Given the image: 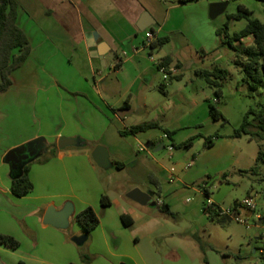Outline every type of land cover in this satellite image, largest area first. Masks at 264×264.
I'll return each instance as SVG.
<instances>
[{
  "label": "crops",
  "instance_id": "1",
  "mask_svg": "<svg viewBox=\"0 0 264 264\" xmlns=\"http://www.w3.org/2000/svg\"><path fill=\"white\" fill-rule=\"evenodd\" d=\"M16 1L18 24L29 38L31 52L25 64L13 74L11 88L0 93V233L18 239L20 247L12 250L21 251L25 249V241L28 242L27 235L36 231L40 242L32 247L28 242V251L46 248L55 257H60L63 264H86L84 261L89 262L90 258L88 255L84 260L80 258L73 238L87 233L73 220L91 206L100 218L99 226L87 234L88 240L92 238L90 253L97 257L91 264H192L187 258L189 238L183 231L171 229V221L162 211L158 215L150 211L149 206L138 203L121 210L122 203L118 199H112V204L103 209L101 197L107 193L106 190L97 179H93L91 189L83 186L79 176L86 169L87 173L94 175L97 164L92 153L95 148L86 145L93 138V143H101L106 129L113 124V116L126 122L133 111L131 101L137 96H142L143 105L149 107L153 78L136 76L127 82L124 78L127 65L144 64L141 59L146 57L142 53L147 51L149 62L155 64L163 75L159 89L168 96L173 76L181 79L183 75L174 57L165 54L158 61L168 56L173 59L167 67L171 77L165 80L164 73L151 58L156 52H161L162 46L154 48L153 44L168 36H161L165 31L173 35L182 34L185 24L201 39L210 32L217 36V30L208 25L210 8H206L204 0L197 2L201 7L195 21L191 13L185 11L188 4L176 2L168 10V0ZM172 21L176 22L169 26ZM168 26L169 30H165ZM149 32H154L155 37L143 40V46H138V37L143 34L147 37ZM107 70L109 76L114 73L116 80L110 81L109 76H105ZM112 82L119 90L116 99L110 98ZM169 104L170 100L162 104L163 109H159L156 119L143 123L156 122L166 133L165 129H169L164 128L163 123L170 110ZM121 109L127 111L119 112ZM50 138L57 143V155L44 163L35 160L30 171L35 186L33 192L25 197L15 196L11 184L16 171L5 161L7 153L33 141L38 153L45 144H49ZM62 138L75 139L78 144L60 149L58 142ZM171 140L174 141L173 136ZM162 144L163 139H158L149 141L146 146L158 151ZM224 146L228 149L233 147L231 143L215 138L209 149ZM75 157L81 158L78 164H74L78 170L76 186L65 162ZM156 165L158 171L164 168L161 163ZM200 175L201 171L194 172L187 180ZM64 176L67 177L66 182L71 183L69 190L64 189L60 180ZM51 188L58 193L51 194ZM206 191L205 188L207 195ZM214 202L221 206L219 198ZM69 203L73 214L66 230L45 223L49 209L60 211ZM161 204L166 202L160 199L157 206ZM117 209L122 212H117ZM122 215L131 221L130 225L123 222ZM258 234H255L256 239ZM158 240L163 241L162 247L157 245ZM191 249L198 252L203 245L197 242ZM4 250L11 249L0 244V253ZM254 253H257V248ZM241 261L239 258L237 262ZM40 263L53 262L43 259ZM0 264H6L1 256ZM20 264L25 262L22 260Z\"/></svg>",
  "mask_w": 264,
  "mask_h": 264
},
{
  "label": "rangeland",
  "instance_id": "2",
  "mask_svg": "<svg viewBox=\"0 0 264 264\" xmlns=\"http://www.w3.org/2000/svg\"><path fill=\"white\" fill-rule=\"evenodd\" d=\"M204 1L206 8H210L214 3H226L225 11L215 19L210 17L209 11L208 25L212 30L222 29L228 24L229 34L232 35L244 29L248 23L246 19L229 21V16L237 13L240 5H245L253 11V18L264 23V2L262 1ZM176 2L177 0H168L167 9L169 10ZM199 7L201 6L197 3H190L185 11L191 13L193 19H197ZM175 22L172 21L169 26ZM169 26L165 30H169ZM182 32V34L175 35L169 31L163 32L161 36H170L171 42L163 45L161 52L154 54L156 61L163 55L169 54L181 64L180 73L183 76L181 79L171 81L168 96L162 94L159 89L163 75L155 64L149 62L147 51L142 53V56L146 57L144 60L141 59L143 66L138 62L127 65L124 70V78L127 82L136 76L153 78L154 85L150 89L149 107L143 105L142 96L134 97L131 101L133 111L128 115L126 122L113 116V124L106 129L101 143H93L95 138L89 141L86 147L104 146L107 148L110 164L104 168L96 165L94 175L87 173L86 169L79 176L82 180L81 184L91 189L93 179H97L111 200L121 201V210L129 205H136V202L127 197L130 191L139 189L145 193L153 192V200L158 202L162 199L175 214L172 217L162 213L171 221L170 228L183 231L184 236L189 238L187 241L190 242V249L187 258L192 264H260L258 252L254 253V249L258 250L261 244L260 240L255 237L260 229L253 227L248 230L245 225L233 220L224 223L213 220L205 212L204 206L208 200L205 188L210 191V197L213 200L220 199V204L225 209L236 201H242L252 191H258L261 193V198L258 200L255 213L264 215V162L260 163L258 174L244 172L250 171L256 165L259 151L264 150V141L251 140L246 135L235 137V131L242 125L249 109L257 107L264 101L263 90L250 91L248 85L243 82V74L235 64V51L228 46L221 47L220 38L216 34L210 32L205 36L206 38L201 39L187 24L184 25ZM145 39H147L145 34L138 37L137 45L143 46ZM252 43L253 38L250 37L242 44L237 43L236 45L242 48ZM215 68L229 71L224 81L221 97L216 96L215 88H212L206 79L197 75L200 69L214 70ZM113 74L109 76V71L105 72V76H109L110 81L111 79L116 80ZM112 83V97L110 98L116 99L119 90L115 88V83ZM168 100H170V110L163 124L164 128L174 132V141L163 138L165 133L161 127L137 135H120L119 132L127 131L134 125L156 119L160 113L159 109H163L162 104ZM208 101H211L223 113L225 119L214 120L212 118ZM215 135H218L221 142L227 141L233 147L209 149L206 142ZM158 139H163L166 147L158 151L147 148L149 141L155 142ZM190 139L193 140L191 147L181 146ZM48 140L49 145H57L55 139ZM171 144L174 145L172 152L167 147ZM71 149L78 151L79 148ZM80 159L75 157L65 160L69 168V176L75 186L78 185V170L74 164H78ZM117 163L123 166L119 168ZM156 163H161L164 168L158 171ZM172 168L175 169L174 181L170 180ZM198 171H201L199 177L191 181L187 180L190 174ZM60 180L64 189L69 190L71 183L66 182L67 177H61ZM52 188L51 194L58 193ZM148 209L161 215V209L158 207L149 206ZM121 210L116 211L120 213ZM243 215L250 217L249 221L252 225L256 224L254 211L245 210ZM73 222L76 224V218ZM37 235L36 231L27 235L30 247L40 242ZM28 242L25 241V249L21 251L11 249L1 252L2 260L6 264H20L22 260L25 264H41L40 261L44 259L51 260L52 264H63L60 257H55L46 248L38 246L39 248L28 251ZM197 242L203 245V249L198 252L191 249L195 248ZM91 243L92 238L90 237L87 243L77 245L80 258L84 260L85 255L90 258L89 262L84 261L86 264L93 263L97 258L90 253ZM157 245L162 247L164 243L158 240ZM239 258L242 259L240 263L237 262Z\"/></svg>",
  "mask_w": 264,
  "mask_h": 264
},
{
  "label": "trees",
  "instance_id": "3",
  "mask_svg": "<svg viewBox=\"0 0 264 264\" xmlns=\"http://www.w3.org/2000/svg\"><path fill=\"white\" fill-rule=\"evenodd\" d=\"M202 0H177L178 3L187 5L197 3ZM264 2V0H258ZM253 11L245 5L239 6V11L229 16V21H248L246 27L232 35L229 34V25L222 29H217V36L220 38V46H228L235 51V64L243 74V82L246 83L252 92L262 91L264 93V23L259 19L253 18ZM253 37V43L244 47H238L237 43L242 44L245 39ZM171 42L170 36L159 38L154 44V48H159ZM31 49L29 38L25 31L18 24V3L16 0H0V93L7 92L13 85V74L19 70L27 61ZM173 61L171 56L162 60V66L168 67ZM177 68H181V64L177 63ZM197 75L206 79L208 84L215 88L217 97L223 95L224 81L229 75V71L221 68L214 70L200 69ZM173 79H180V76H173ZM210 115L214 120L225 119L223 113L211 102H209ZM160 128L156 122L141 123L132 126L127 131H121V134L137 135L147 132L151 129ZM165 132L172 138L174 132L165 129ZM248 136L251 140L264 141V101L257 107H252L247 112L242 125L235 131V137ZM218 135L208 139L206 146L210 148L214 144ZM193 140L183 143V147H191ZM58 148L56 144H45L41 151L36 153L34 157L23 162L19 166L12 178L11 191L17 197H25L33 192L35 186L30 177V171L35 160L39 162H47L57 155ZM49 154V155H47ZM38 158V159H37ZM264 162V150H260L257 157L256 165L250 171L259 173L260 163ZM123 165L117 163V167ZM227 174L225 175V177ZM157 184V183H156ZM158 185V184H157ZM207 192V191H206ZM209 195V193L207 192ZM112 204L108 195L103 194L101 197V206L106 209ZM160 209L163 213L174 217L175 214L170 210L169 205L161 204ZM206 212V207L204 206ZM123 222L128 226L131 221L126 220V216L122 215ZM211 219L221 223L229 221L228 217L218 218L215 215L210 216ZM77 222L84 231L90 235L100 224V218L95 210L89 206L82 210L76 216ZM259 238V237H257ZM0 244L10 249H17L21 243L14 236L0 233Z\"/></svg>",
  "mask_w": 264,
  "mask_h": 264
},
{
  "label": "water",
  "instance_id": "4",
  "mask_svg": "<svg viewBox=\"0 0 264 264\" xmlns=\"http://www.w3.org/2000/svg\"><path fill=\"white\" fill-rule=\"evenodd\" d=\"M225 9H226L225 2L212 4L210 7V17L212 19H215L217 16L223 13ZM121 111H127V109H121L119 112ZM120 115L123 116V113H120ZM77 144L78 142L75 139L62 138L58 142V147L60 149H64L65 147L75 146ZM35 145L36 142L33 141L28 143L26 146L9 151L6 155L5 161L11 164L14 171H18L19 166L23 162L31 159L36 155L37 151L35 149ZM160 146L161 147L157 150L162 149L164 147V144ZM92 156L95 163L99 167L104 168L109 166V152L106 147L97 146L94 149ZM153 195H154L153 192L145 193L139 189H134L127 194V197L142 206H152V207L160 208L159 206H157V202L153 200ZM72 214H73V207L70 203L65 205V207L60 211L49 209L45 217V223L66 230L70 225V218ZM261 223L262 221H260V224ZM87 240H88L87 234L73 238V241L77 245H83Z\"/></svg>",
  "mask_w": 264,
  "mask_h": 264
},
{
  "label": "built area",
  "instance_id": "5",
  "mask_svg": "<svg viewBox=\"0 0 264 264\" xmlns=\"http://www.w3.org/2000/svg\"><path fill=\"white\" fill-rule=\"evenodd\" d=\"M155 37V33L154 32H149L147 33V38L148 39H153ZM153 61H155L160 70L164 73V78L165 80H168L171 76L167 71V67L162 66V61H156L154 59V57H151ZM164 139H169L171 140L170 136L165 133L163 136ZM166 147V146H165ZM168 147L169 151H173L174 150V145L171 144ZM143 150V149H141ZM190 166V165H189ZM171 181H174V172L175 169L172 168L171 170ZM207 192L209 193V190H207ZM208 200L207 203L205 204L206 207V213L209 216L215 215L218 218L221 217H228L230 220L236 221L240 224H243L247 227L248 230H251L253 227L259 228V235H257V239L260 240V247L258 248L257 252L259 255V259H260V264H264V215L260 214V213H255V210L257 209V205H258V200L261 198V193L258 191H252L247 197H245L242 201H238L235 205H233L232 207L229 208H223L220 205H218L217 203L214 202V200L210 197V195L207 194ZM248 210V211H254V217L256 219V224L252 225L249 221L250 217L247 215H243V211ZM260 221H262V223L260 224Z\"/></svg>",
  "mask_w": 264,
  "mask_h": 264
}]
</instances>
